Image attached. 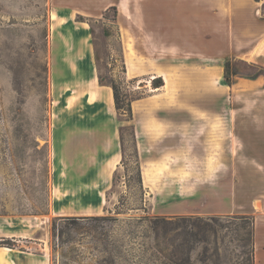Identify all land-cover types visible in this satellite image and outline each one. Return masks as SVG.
Instances as JSON below:
<instances>
[{
  "label": "rangeland",
  "instance_id": "rangeland-1",
  "mask_svg": "<svg viewBox=\"0 0 264 264\" xmlns=\"http://www.w3.org/2000/svg\"><path fill=\"white\" fill-rule=\"evenodd\" d=\"M78 1L0 0V253L48 264H264V0L253 18L245 0L251 36L233 38L146 35L141 0L128 20L114 8L98 17L92 0L77 12ZM159 6L173 23L170 3ZM229 24L242 29L238 18ZM75 58L101 89L118 88L120 112L113 101L93 108L87 90L59 76ZM57 129L74 130L55 147ZM106 167L112 178L98 197L83 173ZM81 186L87 195L69 194ZM146 215L160 220H138ZM227 215L255 226L223 218L212 222L215 236L184 233ZM175 217L174 230L161 220Z\"/></svg>",
  "mask_w": 264,
  "mask_h": 264
},
{
  "label": "crops",
  "instance_id": "crops-1",
  "mask_svg": "<svg viewBox=\"0 0 264 264\" xmlns=\"http://www.w3.org/2000/svg\"><path fill=\"white\" fill-rule=\"evenodd\" d=\"M86 3V0H84ZM142 5V13H143V20L141 21V26L146 30L144 34L146 35H153L163 37L164 34H174L176 37H188L186 35H196V36H208L214 33L218 34H227L230 37H239L242 34H247L252 31V24L246 23L248 22V17L245 13V8L243 3L245 0H234L233 2L236 4V7L229 11L228 7H226V0H223L220 4H215L213 0H141ZM161 1H167L170 3L171 6V15L175 17L176 20L171 22L164 21L162 9L159 10V5ZM248 5L249 3L252 5V12L250 13L251 18L253 16H258V12L260 11L259 5H257L255 0H247ZM83 1L80 0L76 2V10L77 12H86L88 11L87 7L82 3ZM136 1L135 0H92L93 9L96 12L98 17H103L107 13L108 9H114L118 12V17H122L125 20H128L129 14L133 12V5ZM148 3V4H147ZM71 9V8H69ZM165 11V10H164ZM161 12V13H160ZM216 14V15H215ZM151 15V16H150ZM180 16H182L180 18ZM119 18V19H120ZM239 19V23L241 22L242 29L240 32L231 31L230 24L224 27V23L228 19ZM150 19V20H148ZM181 19V21H180ZM183 19V20H182ZM166 25H172L173 30L172 32H166L165 28H168ZM191 25L193 26L191 28ZM187 26L189 28H187ZM215 30V31H214ZM251 36V35H249ZM175 37V36H174ZM69 84V83H68ZM96 86L98 89L102 90L103 92H110L109 90H103L98 85L96 79ZM114 98V96H113ZM115 106L114 99L112 100ZM98 104V102H97ZM92 102V107L95 108V105ZM74 109H68V112H72ZM68 125V124H67ZM70 126V125H69ZM74 129L78 127H73ZM107 129V127L105 126ZM71 130H60L57 129L54 131V145H59L62 138L65 137L64 132L73 131ZM103 131V130H101ZM107 131V130H105ZM76 133V130L74 131ZM71 138V137H67ZM107 138V137H106ZM54 153L58 156V150L54 148ZM120 154V153H119ZM121 158V157H120ZM118 161L115 163L117 164ZM109 168H103L101 172L98 173H87L84 171L83 173V180L87 183V187L92 188L94 192L92 194L102 197L104 195L105 187L108 186V183L111 181V172H109ZM143 176L144 181L148 175V171L144 170ZM78 173V172H77ZM61 175L64 174L67 177H70V173H60ZM146 174V177H145ZM77 175V174H76ZM80 174H78L79 177ZM60 186L63 185L59 184ZM80 185V184H79ZM59 188V186H58ZM85 186H81L78 188L77 192L70 191L69 194H78V195H87L88 192L85 191ZM60 189V188H59ZM95 210V209H93ZM27 254V255H25ZM2 257L0 258V264H5V262L1 260H9L12 264H48V260L45 257H39L38 255L31 254L29 252L16 253V252H7V253H0ZM262 258L264 254H261Z\"/></svg>",
  "mask_w": 264,
  "mask_h": 264
},
{
  "label": "trees",
  "instance_id": "trees-1",
  "mask_svg": "<svg viewBox=\"0 0 264 264\" xmlns=\"http://www.w3.org/2000/svg\"><path fill=\"white\" fill-rule=\"evenodd\" d=\"M259 1V0H258ZM114 8V7H113ZM262 18L264 19V15L262 16ZM235 75V72L231 70V63L229 61L226 62L225 64V68H224V77L226 79V83L231 86L233 84V76ZM153 85L154 87H161L164 85V79L162 76H157L156 78L153 79ZM113 90H114V102H115V107L118 110V112H120V110L123 108V99L121 98L118 88L113 85ZM128 108H127V112H128V119L132 118V107H131V102L128 101L127 103ZM136 159L134 161L135 163V170H136V182L138 187L141 189V193H143L145 195V187H144V183H143V172H142V166L141 163L139 161L138 158V153H136L135 155ZM121 163L124 164V160L121 161ZM120 213V212H119ZM227 219L230 223L231 220H243V221H249V223L251 224L252 229L255 226L254 223V218L249 216V215H227L225 217L223 216H210L207 218L206 220V226L201 227L199 224H194V227L197 228V230H189V229H185L184 233L186 234V236H188L190 239L194 238H200V236H202V238H208L209 236H215L217 234V227L212 224V222H218L219 219ZM175 218H161V220H163L165 223H168L170 225H175L176 221ZM180 219H192V218H187V217H180ZM197 219H200V217H198ZM138 220H144V221H151V223H156L157 220H160V218L156 217V218H150L149 216H142L139 217ZM172 226V230H174L176 227ZM56 226V220L54 221V225L53 227L55 228ZM222 227L224 226H229V225H221ZM244 226V225H242ZM242 226H239L240 228ZM155 228V227H154ZM243 228V227H242ZM5 243L8 242L7 239H3Z\"/></svg>",
  "mask_w": 264,
  "mask_h": 264
},
{
  "label": "bare ground",
  "instance_id": "bare-ground-1",
  "mask_svg": "<svg viewBox=\"0 0 264 264\" xmlns=\"http://www.w3.org/2000/svg\"><path fill=\"white\" fill-rule=\"evenodd\" d=\"M52 17H53V19H56L57 16H55V14H53ZM67 51L71 54L70 50H67ZM72 56H73V54H72ZM76 57H78V56H76ZM75 59L76 60H72V61L70 60V62L67 60L64 61V68L62 67L59 69V72H58L59 76L62 78H66L67 81H69L68 82L69 84H72L75 81V83H78V84L74 83V85H77V88L87 90L86 95L90 96L89 97L90 101L93 102V104H97V102L99 103L101 101V102H106V104L109 106L110 103L112 102V100L114 99L113 98V92H111V91L110 92H108V91L103 92L102 90L98 89L96 86L97 76L95 74L89 75L87 72L85 64H82L81 62H79V60L77 58H75ZM157 76L158 75L153 74L151 76V78L154 79ZM145 177H146V174H145ZM146 179H147V177H146Z\"/></svg>",
  "mask_w": 264,
  "mask_h": 264
}]
</instances>
